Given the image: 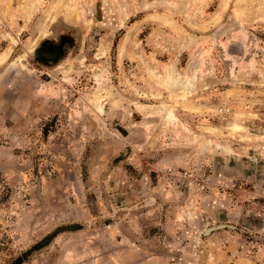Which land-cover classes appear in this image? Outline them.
I'll return each instance as SVG.
<instances>
[{"label": "rangeland", "instance_id": "obj_1", "mask_svg": "<svg viewBox=\"0 0 264 264\" xmlns=\"http://www.w3.org/2000/svg\"><path fill=\"white\" fill-rule=\"evenodd\" d=\"M0 264H264V0H0Z\"/></svg>", "mask_w": 264, "mask_h": 264}, {"label": "flooded vegetation", "instance_id": "obj_2", "mask_svg": "<svg viewBox=\"0 0 264 264\" xmlns=\"http://www.w3.org/2000/svg\"><path fill=\"white\" fill-rule=\"evenodd\" d=\"M55 49L48 45H41L37 49V55L42 58L51 59L54 56Z\"/></svg>", "mask_w": 264, "mask_h": 264}, {"label": "built area", "instance_id": "obj_3", "mask_svg": "<svg viewBox=\"0 0 264 264\" xmlns=\"http://www.w3.org/2000/svg\"><path fill=\"white\" fill-rule=\"evenodd\" d=\"M169 175L171 176L172 174L169 173ZM175 179H177L178 181H183L185 179V172L183 173H176L174 175Z\"/></svg>", "mask_w": 264, "mask_h": 264}, {"label": "bare ground", "instance_id": "obj_4", "mask_svg": "<svg viewBox=\"0 0 264 264\" xmlns=\"http://www.w3.org/2000/svg\"><path fill=\"white\" fill-rule=\"evenodd\" d=\"M170 73V72H169ZM168 78H169V80H172V78H171V76H170V74L168 75ZM173 81V80H172ZM172 81H168V84L170 83V82H172ZM183 81V78H179V83H180V85H181V82ZM174 82V81H173ZM176 82H177V80H176ZM179 83H175V84H179ZM174 84V85H175ZM166 85V84H165ZM191 90V89H190ZM185 93V92H184ZM168 114H170V111L168 112Z\"/></svg>", "mask_w": 264, "mask_h": 264}]
</instances>
